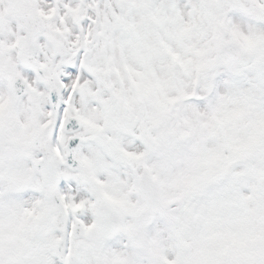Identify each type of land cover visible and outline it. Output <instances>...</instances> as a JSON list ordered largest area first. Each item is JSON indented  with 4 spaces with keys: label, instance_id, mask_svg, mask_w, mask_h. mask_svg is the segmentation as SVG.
I'll return each instance as SVG.
<instances>
[{
    "label": "snow or ice",
    "instance_id": "obj_1",
    "mask_svg": "<svg viewBox=\"0 0 264 264\" xmlns=\"http://www.w3.org/2000/svg\"><path fill=\"white\" fill-rule=\"evenodd\" d=\"M0 264H264V0H0Z\"/></svg>",
    "mask_w": 264,
    "mask_h": 264
}]
</instances>
